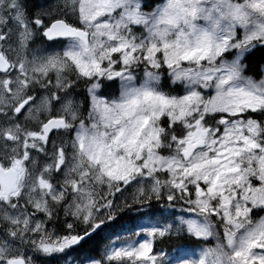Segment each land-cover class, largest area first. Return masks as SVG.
Returning a JSON list of instances; mask_svg holds the SVG:
<instances>
[{
	"label": "snow or ice",
	"instance_id": "obj_1",
	"mask_svg": "<svg viewBox=\"0 0 264 264\" xmlns=\"http://www.w3.org/2000/svg\"><path fill=\"white\" fill-rule=\"evenodd\" d=\"M0 264H264V0H0Z\"/></svg>",
	"mask_w": 264,
	"mask_h": 264
},
{
	"label": "trees",
	"instance_id": "obj_2",
	"mask_svg": "<svg viewBox=\"0 0 264 264\" xmlns=\"http://www.w3.org/2000/svg\"><path fill=\"white\" fill-rule=\"evenodd\" d=\"M259 56H260V54H259V53H257L256 59H258V58H259Z\"/></svg>",
	"mask_w": 264,
	"mask_h": 264
}]
</instances>
